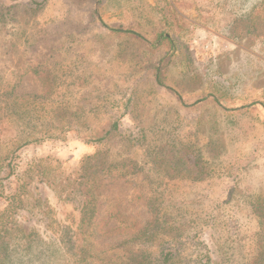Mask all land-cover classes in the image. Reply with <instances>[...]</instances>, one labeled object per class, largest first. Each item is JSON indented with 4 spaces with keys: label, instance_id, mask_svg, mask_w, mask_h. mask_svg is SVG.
Segmentation results:
<instances>
[{
    "label": "rangeland",
    "instance_id": "obj_1",
    "mask_svg": "<svg viewBox=\"0 0 264 264\" xmlns=\"http://www.w3.org/2000/svg\"><path fill=\"white\" fill-rule=\"evenodd\" d=\"M173 1L0 0V154L26 141L0 211L18 192L31 232L9 264H264V0H176L171 49ZM89 196L77 263L59 236Z\"/></svg>",
    "mask_w": 264,
    "mask_h": 264
},
{
    "label": "trees",
    "instance_id": "obj_2",
    "mask_svg": "<svg viewBox=\"0 0 264 264\" xmlns=\"http://www.w3.org/2000/svg\"><path fill=\"white\" fill-rule=\"evenodd\" d=\"M165 6L166 9L164 13V25L163 29H161V31L158 33V38L160 42H167L171 49H176L178 45L177 42L180 41V35L177 32L171 33V29L175 27V22L179 21L180 19H183V17L177 9L176 0H174L173 3L166 2ZM122 31L125 33L135 34V31L132 29ZM157 80L160 84H164L160 79L159 73L157 74ZM174 93L180 98V95L176 91H174ZM118 128V122L114 121L111 127L105 130L103 135L97 137V141H101L111 136L114 132L118 130ZM25 142L26 141L22 143L15 142L10 146L9 151L0 154V195H2L4 180L9 179L10 177L15 175V168L13 165L15 157L14 154L25 144ZM19 195L20 194L17 192L13 195L6 196V201L8 202V204L5 208H3V210L0 211V239L4 240L6 239V237H9V240L7 242H0V254H2V263L4 264H9L8 262L11 261L12 257L20 248L19 242H17V244L15 243V246L10 247L9 241H11L12 239L21 241V238L27 239L30 237L31 234V232L25 233L26 231L24 229H20L19 225H17L16 223L10 224L11 221H9L15 209L21 204ZM91 199L92 196H89L86 202L84 203L83 207L81 208V219L77 223V229L75 231V237L77 238V240H71V238L68 237V233L71 229L69 226L66 225H63V229H61L62 235L59 236L64 246L63 248L66 250V252H70L76 257L77 263H81L82 261L89 258L88 245H84V241H86L85 236H93V234H97L98 231L99 220L96 218L92 219V215L91 217H88L90 215V211L92 210V208H90ZM163 211L164 208H162L161 206L155 207V220L149 222L150 225L145 227L142 233L143 236L147 237V240H149L151 237L153 238L152 241H156V239L158 241L159 238H162L161 234L165 232L167 222L166 219H163V216L165 214V212ZM111 212L113 216H115L117 219H120L122 217L118 213H115V211ZM39 241L41 243H45V241L41 237ZM162 243L163 240L160 241L159 245H162ZM66 252L60 251L61 256L64 257L66 255ZM161 254L163 264H169V261L172 258L173 254L170 251L165 252L164 248L162 249Z\"/></svg>",
    "mask_w": 264,
    "mask_h": 264
}]
</instances>
